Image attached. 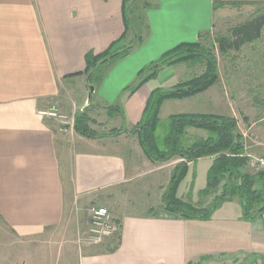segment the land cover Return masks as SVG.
<instances>
[{"label":"crops","instance_id":"obj_1","mask_svg":"<svg viewBox=\"0 0 264 264\" xmlns=\"http://www.w3.org/2000/svg\"><path fill=\"white\" fill-rule=\"evenodd\" d=\"M144 1L147 31L142 44L109 66L92 97L107 120L108 107L119 105L118 124L129 132L97 139L77 134L73 140L37 112L58 99L70 117L90 107L85 96L76 102L71 88L83 83L87 95L85 55L103 53L120 39L124 0H0V222L19 240L55 239L73 226V215L77 221L85 214L87 228L91 206L106 207L119 225L116 245L111 248L105 241L96 249L84 247L76 264H195L217 257H264V217L247 220L236 199L221 204L207 219H182L168 212L162 197L181 159H148L131 130L140 123L152 91L189 80V64L163 66L135 92L125 90L167 51L211 33L221 10L214 3L263 7L264 0ZM131 39L129 35L127 41ZM181 101L200 102L205 111L213 100L208 90ZM207 136L188 128L185 144ZM212 159L187 165L176 198L198 197ZM62 249L78 250L74 243Z\"/></svg>","mask_w":264,"mask_h":264},{"label":"trees","instance_id":"obj_2","mask_svg":"<svg viewBox=\"0 0 264 264\" xmlns=\"http://www.w3.org/2000/svg\"><path fill=\"white\" fill-rule=\"evenodd\" d=\"M237 4L242 3H214V9ZM147 7L144 0H124L125 31L120 39L103 53L96 55L88 52L85 55L83 74L87 78L88 85H98L110 64L124 58L142 44L143 34L147 31L145 23ZM263 28L264 9L253 18L232 28L227 35L219 37L217 39L219 54L239 52L244 45L259 40ZM129 35L132 39L128 42L126 38ZM199 49L198 43L176 46L140 71L135 82L125 90L129 93L135 92L146 80L152 78L158 69L166 65L192 60L196 58L195 54ZM153 65L156 68H153ZM216 78L217 73L213 66L185 84H179L168 90L152 91L140 123L131 130L137 136L138 143L148 159L157 163H167L176 158L182 160L173 169L170 181L163 193V204L168 212L182 219H207L221 204L236 199L245 218L253 221L264 217V173L250 174L248 171V159L243 155V137L238 130L237 120L227 115L210 114L171 115L165 124L159 119L160 107L164 101L179 100L201 94L214 84ZM107 112L110 116L114 113L122 114L119 105L109 106ZM88 122L90 119L86 111L78 113L73 126L74 132L85 138H98L97 134L89 129ZM188 128L204 130L208 136L198 138L192 144L186 145L185 137ZM121 130L122 133L129 132L126 129ZM201 158L213 159L207 171L205 188L199 192V196H212L219 190L221 192L215 195L214 202L209 204L207 209L198 211L194 206L176 198V190L187 173V165Z\"/></svg>","mask_w":264,"mask_h":264},{"label":"rangeland","instance_id":"obj_3","mask_svg":"<svg viewBox=\"0 0 264 264\" xmlns=\"http://www.w3.org/2000/svg\"><path fill=\"white\" fill-rule=\"evenodd\" d=\"M139 8L143 9L142 6H139ZM220 9L215 15V24L212 32L197 42L200 49L195 54L196 58L183 63L189 64L188 81L199 77V75L215 66L216 81L206 90H209L211 94L212 107L205 106V111H202V103L181 101L186 99L184 98L179 99V101L171 100L172 102L166 104L163 110L161 107L164 101L160 107L159 119L165 124L171 114H189L194 112V110L210 115L225 114L230 116V113H232L236 117L235 119L239 126L238 130L243 137V155L250 154L256 157H264V28L259 40L244 45L239 52H229V54L221 55L217 50V39L219 37L227 35L235 26L253 18L264 7L261 5L237 4L234 6L226 5ZM114 63L110 64V68ZM79 84L73 85L71 88V93L76 102H80L79 100H82L83 96L87 97L84 88L85 84ZM217 99H221V101L217 102ZM52 106L56 108L57 113L67 116L72 126L75 125L78 113L86 111L90 119L88 127L97 134L98 138L100 136V138L106 136L114 138L122 134L121 128L123 127L118 124L117 114L114 113L107 120L108 118L99 109H96L95 100H91L90 107L87 110H78L71 117L66 114L60 99L52 101L48 107ZM91 113L93 116H91ZM103 120L109 121V123L104 125L102 124ZM54 121L68 139H70L69 137L73 139V137L77 136L71 126H63L62 128L58 120L54 119ZM195 133H198V131L195 130ZM250 174L252 173L250 172ZM220 192L219 190L218 193L206 197L198 195L195 200L188 199L184 202L192 205V207L194 206L198 211L205 210L209 204L214 202L215 195H219ZM91 207L105 208L108 211L104 206L92 205ZM91 209L87 228L85 226V214H82L77 221L75 220L76 215H73L70 221L73 226L63 231L64 234L61 237H56L55 239L19 240L0 222V264H76L77 258L82 252L80 249L82 250L84 247L96 249L103 245L105 241H110V246L113 248L117 243L119 230L110 237H106L100 244L95 245L89 241V236L91 235ZM52 240H55L54 245H50L53 242ZM61 242L62 246L60 247L59 244ZM72 243L77 246L78 250L69 251L67 249L66 252L62 253V247L64 245H72ZM98 250L101 251L102 249ZM195 264H264V257L252 255H242L237 258L233 256L217 257L200 260Z\"/></svg>","mask_w":264,"mask_h":264},{"label":"built area","instance_id":"obj_4","mask_svg":"<svg viewBox=\"0 0 264 264\" xmlns=\"http://www.w3.org/2000/svg\"><path fill=\"white\" fill-rule=\"evenodd\" d=\"M37 114L43 118L56 119L59 125L71 126L67 116L57 113L56 108L53 106L40 110ZM248 159L247 168L252 174L264 173V157H256L250 154L245 155ZM89 241L92 244H100L106 237H110L114 232L119 230V225L110 217L105 208H92L91 209V224H90Z\"/></svg>","mask_w":264,"mask_h":264},{"label":"water","instance_id":"obj_5","mask_svg":"<svg viewBox=\"0 0 264 264\" xmlns=\"http://www.w3.org/2000/svg\"><path fill=\"white\" fill-rule=\"evenodd\" d=\"M153 68H156V66H153ZM95 88L92 85H87V104H89L92 100V97L94 95Z\"/></svg>","mask_w":264,"mask_h":264}]
</instances>
